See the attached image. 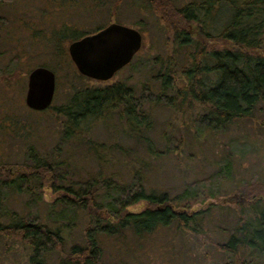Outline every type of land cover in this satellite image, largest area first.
I'll list each match as a JSON object with an SVG mask.
<instances>
[{"label": "rangeland", "instance_id": "374dc122", "mask_svg": "<svg viewBox=\"0 0 264 264\" xmlns=\"http://www.w3.org/2000/svg\"><path fill=\"white\" fill-rule=\"evenodd\" d=\"M187 1L172 0L176 6ZM101 2V13L92 16L84 12L86 6H97L96 0H0V162L20 161L28 144L48 150L56 141L54 129L58 125L50 116L51 107L65 102L74 89L124 82L133 87L134 95L142 96V108L148 110L151 127L141 130V134L148 138L154 153L147 149L146 142L128 134L114 113L105 119L86 117L80 123L82 139L63 143L61 156H70L75 165L71 177L84 180L110 175L128 179L137 168L146 190L174 196L189 185L201 192L199 196L209 189L214 194L189 203L191 210L209 205V216L195 234L174 225L160 226L141 236L125 230L121 235L101 238V259L107 264H219L222 254L211 241L225 239L227 227L238 215L237 202L246 207L242 181L264 178V112L257 102L247 115L211 128L201 120L205 104L185 100L176 108L167 105L163 95L155 100L159 88V80L153 76L155 70L170 56L175 85H182L181 69L191 61L190 52L196 44L177 47L172 43L173 25L158 19L147 0ZM63 21L78 29L98 21L103 25L109 21L130 25L141 34L140 46L109 78L84 76L67 54L69 39L57 42L59 54L53 51V31ZM188 26L190 36L200 28L194 21ZM203 48L207 50L208 46ZM260 50L264 54V49ZM39 64L54 72L55 82L49 107L33 110L25 105L23 96L26 74ZM25 128L30 131L26 137L18 139L10 134ZM87 141L96 146L102 143L103 147H97L94 153L86 148ZM25 197V193L13 192L3 203L21 212L26 209ZM52 197L50 188L43 186L40 212ZM143 206L144 202L138 201L128 209L137 211ZM82 226V222L75 224L65 247L81 239ZM27 252L19 238L0 235V264H25ZM47 264H55L54 255L49 256Z\"/></svg>", "mask_w": 264, "mask_h": 264}, {"label": "trees", "instance_id": "16d2710c", "mask_svg": "<svg viewBox=\"0 0 264 264\" xmlns=\"http://www.w3.org/2000/svg\"><path fill=\"white\" fill-rule=\"evenodd\" d=\"M97 2V6H86L84 13L100 14L104 4L101 0ZM147 2L158 19L173 25L172 43L184 47L194 42L197 46L190 52L191 61L181 69L182 85H175L170 56L155 70L153 76L159 80L155 100L163 95L167 105L176 108L185 100L205 104L201 120L211 128L247 115L257 102L264 112V54L260 50L264 49L261 45L264 0H190L179 6L172 0ZM190 21L200 27L192 36ZM102 25L98 21L78 29L63 21L53 31V51L59 54L57 42L60 39L71 40ZM215 43L223 46L215 47ZM204 45L208 46L207 50ZM167 90L171 92L167 94ZM51 109L50 116L58 124L54 126V144L48 150H38L28 144L20 161L0 162V235L17 237L25 244L28 250L25 264H47L51 255L55 264H107L101 259L102 237L118 236L125 230L133 236H141L168 225L193 234L202 229L201 223L209 216V205L198 210L188 206L191 201L213 195L211 189L202 196L189 185L174 196L166 191L146 190L137 168L128 179L110 175L84 180L71 177L75 165L70 162V156H61L63 143L82 139L80 123L86 117L105 119L114 113L128 134L146 142L147 149L154 153L148 138L141 134V130L151 127L150 115L142 108V96L134 95L133 87L121 81L79 87L65 102ZM29 132L25 128L16 135L10 134L21 139ZM87 142L86 148L90 147L94 153L97 147H103L102 143L96 146L94 142ZM242 183L246 207L237 202L238 215L227 227L225 239L211 241L222 254L219 264L264 263V178H251ZM43 186L50 188L53 197L40 212ZM13 192L26 194L24 211L3 203ZM138 201L144 202L142 208L128 209ZM78 222L83 223L81 239L65 247L67 235L72 234ZM227 229L221 227V230Z\"/></svg>", "mask_w": 264, "mask_h": 264}, {"label": "water", "instance_id": "95a60500", "mask_svg": "<svg viewBox=\"0 0 264 264\" xmlns=\"http://www.w3.org/2000/svg\"><path fill=\"white\" fill-rule=\"evenodd\" d=\"M141 34L133 26L109 21L94 31L71 39L67 54L78 73L95 79L109 78L126 64L140 46ZM54 72L47 66L35 65L26 74L23 101L33 110L51 102Z\"/></svg>", "mask_w": 264, "mask_h": 264}]
</instances>
